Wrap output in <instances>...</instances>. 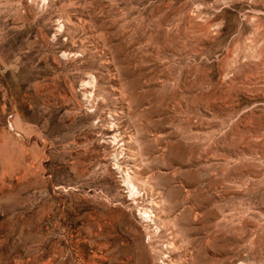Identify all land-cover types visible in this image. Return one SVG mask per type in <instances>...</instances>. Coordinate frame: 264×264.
I'll list each match as a JSON object with an SVG mask.
<instances>
[{
	"label": "rangeland",
	"instance_id": "374dc122",
	"mask_svg": "<svg viewBox=\"0 0 264 264\" xmlns=\"http://www.w3.org/2000/svg\"><path fill=\"white\" fill-rule=\"evenodd\" d=\"M0 264H264V0H0Z\"/></svg>",
	"mask_w": 264,
	"mask_h": 264
}]
</instances>
